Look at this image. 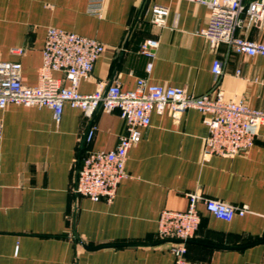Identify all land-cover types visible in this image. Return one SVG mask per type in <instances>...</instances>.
Here are the masks:
<instances>
[{
    "label": "crops",
    "instance_id": "1",
    "mask_svg": "<svg viewBox=\"0 0 264 264\" xmlns=\"http://www.w3.org/2000/svg\"><path fill=\"white\" fill-rule=\"evenodd\" d=\"M87 1L0 0V61L18 62L21 82L36 86L46 30L53 27L104 46L91 78L78 86L81 94H91L97 83L134 90L138 79L196 96L209 92L212 63L224 58L226 48H210L200 35L209 18L205 6L186 0H104L102 16L95 18L86 13ZM154 5L169 10L163 27L150 22ZM236 34L264 44V21L245 24ZM149 38L159 45L148 74V60L138 49ZM52 76L68 86L61 73ZM218 89L224 100L264 112V57L229 54ZM203 118L195 109L178 121L167 112H152L149 127L129 150L127 177L107 203L73 192L75 161L81 151L116 146L125 130L118 110L100 109L89 120L64 105L56 123L46 107L0 109V264H173L170 241L157 235V220L163 209L185 211L191 192L245 205L249 213L224 222L198 204L199 228L187 243L190 264H264V126L255 130L254 144L245 152L203 159ZM90 124L96 131L83 142Z\"/></svg>",
    "mask_w": 264,
    "mask_h": 264
},
{
    "label": "built area",
    "instance_id": "2",
    "mask_svg": "<svg viewBox=\"0 0 264 264\" xmlns=\"http://www.w3.org/2000/svg\"><path fill=\"white\" fill-rule=\"evenodd\" d=\"M205 6L209 10L207 25L199 33L210 48L223 45L226 54L215 59L211 66L213 76L209 92L196 96L184 88L164 87L138 79L134 90L124 91L117 83H97L91 94L78 91L80 82L91 78L95 62L101 56L104 46L96 39L80 36L59 28L46 30L42 48V61L38 69L36 86L21 82V65L18 62L0 61V109L8 105L24 107H46L52 111L53 119L60 122L64 105L80 109L85 117L92 120L98 110L119 111L124 122V133L112 150L84 152L75 163L77 175L73 185L76 195L93 202L104 199L111 203L120 182L127 177L125 164L129 150L139 142L141 130L148 128L152 112H167L175 121L189 109L204 114L203 123L207 128L202 158L212 156L233 158L249 149L255 140V130L264 126V112L247 107L242 101L224 100L219 91L220 79L229 54H240L250 58L264 57V44L247 40L236 34L244 27L259 26L264 21V0H252L246 5L243 0H186ZM104 0H88L86 13L101 18ZM150 22L163 27L169 14L167 7L154 5ZM156 39H145L138 53L148 60L146 72L152 69ZM12 52L22 54L23 49ZM59 72L68 86L52 73ZM215 93L214 97H211ZM96 126L90 124L84 138L90 142ZM3 127L0 122V139ZM188 206L185 211L163 209L157 220V235L160 240L170 241L173 264H190L187 260V243L195 237L200 224L198 204L214 218L230 222L235 216L243 217L247 206H232L204 197L200 192L186 194ZM18 248L15 250L17 253Z\"/></svg>",
    "mask_w": 264,
    "mask_h": 264
},
{
    "label": "trees",
    "instance_id": "3",
    "mask_svg": "<svg viewBox=\"0 0 264 264\" xmlns=\"http://www.w3.org/2000/svg\"><path fill=\"white\" fill-rule=\"evenodd\" d=\"M84 154V151H81V153L79 154V158Z\"/></svg>",
    "mask_w": 264,
    "mask_h": 264
},
{
    "label": "water",
    "instance_id": "4",
    "mask_svg": "<svg viewBox=\"0 0 264 264\" xmlns=\"http://www.w3.org/2000/svg\"><path fill=\"white\" fill-rule=\"evenodd\" d=\"M85 141V138H84V140H83V142ZM190 241H188V243H189Z\"/></svg>",
    "mask_w": 264,
    "mask_h": 264
}]
</instances>
